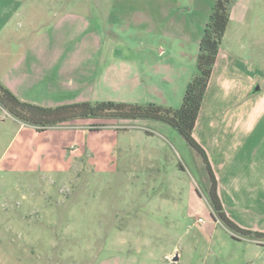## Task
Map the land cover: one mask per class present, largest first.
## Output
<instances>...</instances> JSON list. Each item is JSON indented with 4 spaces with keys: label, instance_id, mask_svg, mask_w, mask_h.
Segmentation results:
<instances>
[{
    "label": "rangeland",
    "instance_id": "1",
    "mask_svg": "<svg viewBox=\"0 0 264 264\" xmlns=\"http://www.w3.org/2000/svg\"><path fill=\"white\" fill-rule=\"evenodd\" d=\"M112 1L111 30L98 25L97 52L81 68L72 60L86 54H66V85L87 86L21 101L156 104L163 75L178 70L174 52L197 51L216 2ZM232 14L223 46L251 73L264 70V0H237ZM3 32L0 48L14 46L17 36ZM8 79L0 68V84ZM75 127L40 133L0 105V264H264V245L213 220L205 165L174 129L107 119Z\"/></svg>",
    "mask_w": 264,
    "mask_h": 264
},
{
    "label": "crops",
    "instance_id": "2",
    "mask_svg": "<svg viewBox=\"0 0 264 264\" xmlns=\"http://www.w3.org/2000/svg\"><path fill=\"white\" fill-rule=\"evenodd\" d=\"M114 4L118 3L0 0V34L8 30L10 37L11 33L17 36L14 46L0 48V68L6 69L9 78L2 84L20 100H28L26 96L32 94L53 95L66 89L72 93L86 87L85 80H70L66 85V54H86L77 64L72 60V68L82 67L96 51L95 38L102 36L96 31L111 30ZM21 30L24 40L19 36ZM202 36L194 40L195 53L186 54V47L174 52L178 70L173 76L163 75L161 83L167 84L156 92L157 105L181 107ZM249 67L247 60L222 43L193 136L208 156L226 213L241 228L264 233V70L251 73ZM77 123L67 127L78 128Z\"/></svg>",
    "mask_w": 264,
    "mask_h": 264
},
{
    "label": "trees",
    "instance_id": "3",
    "mask_svg": "<svg viewBox=\"0 0 264 264\" xmlns=\"http://www.w3.org/2000/svg\"><path fill=\"white\" fill-rule=\"evenodd\" d=\"M237 0H216L200 42L195 74L189 82L183 103L174 109L157 104L81 102L55 108H45L23 102L0 84V105L23 125L34 127L38 132L50 128L71 126L88 120H153L174 129L202 158L206 170V182L212 218L220 222L236 239L245 238L264 245V233L246 230L237 225L226 213L218 194V182L205 150L193 136L196 123L219 52L231 22L232 9Z\"/></svg>",
    "mask_w": 264,
    "mask_h": 264
}]
</instances>
